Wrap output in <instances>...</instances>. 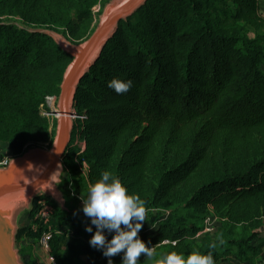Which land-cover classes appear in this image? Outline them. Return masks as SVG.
I'll use <instances>...</instances> for the list:
<instances>
[{
	"label": "trees",
	"instance_id": "1",
	"mask_svg": "<svg viewBox=\"0 0 264 264\" xmlns=\"http://www.w3.org/2000/svg\"><path fill=\"white\" fill-rule=\"evenodd\" d=\"M99 1L0 0V141L9 143L12 154L48 140L42 108L47 96H58L72 60L36 28L60 31L78 43L91 34L92 8ZM15 15L23 26L11 21ZM261 17L257 0H146L120 20L76 89L74 110L80 118L69 146L77 136L85 146L63 157L74 178L67 208L35 199L26 214L31 223L16 238L25 233L33 239L46 264L49 257L55 264H107L89 245L90 218L79 202L108 170L145 201L146 220L155 225L147 230L143 223L138 236L155 247L157 260L172 251L186 256L212 251L216 264H259L264 248V235L257 231L264 223ZM247 28L254 30L252 37ZM114 78L131 80L133 87L118 95L107 87ZM41 200L50 207L45 222L35 218ZM210 216L218 224L214 232H202ZM44 231L52 233L46 250L37 245ZM105 235L110 240L113 233ZM122 256L112 257L113 264H121ZM138 259L148 264L143 254Z\"/></svg>",
	"mask_w": 264,
	"mask_h": 264
},
{
	"label": "water",
	"instance_id": "2",
	"mask_svg": "<svg viewBox=\"0 0 264 264\" xmlns=\"http://www.w3.org/2000/svg\"><path fill=\"white\" fill-rule=\"evenodd\" d=\"M146 0H110L92 33L84 41L72 43L60 34H49L58 46L72 56L65 68L57 100V124L49 148L32 147L0 168V264H22L14 248L15 218L18 210L34 194L42 191L58 197L55 183L62 170L74 126V97L78 83L114 35L120 20L130 16ZM43 32V31H41Z\"/></svg>",
	"mask_w": 264,
	"mask_h": 264
},
{
	"label": "clouds",
	"instance_id": "3",
	"mask_svg": "<svg viewBox=\"0 0 264 264\" xmlns=\"http://www.w3.org/2000/svg\"><path fill=\"white\" fill-rule=\"evenodd\" d=\"M107 87L122 95L130 91L133 82L114 78ZM81 200L82 211L90 218V224L85 225V231L92 233L89 245L102 252L107 264H113L111 258L120 253H123L121 264H140L138 258L142 254L155 264H216L212 251L206 254L194 251L187 256L172 251L157 260L155 247H147L138 236L146 222L145 201L138 194L129 193L122 181L108 170L101 172L100 179L89 185L86 198ZM106 232L113 233L110 240ZM218 243L225 242L221 239ZM210 247L216 249L217 243Z\"/></svg>",
	"mask_w": 264,
	"mask_h": 264
},
{
	"label": "rangeland",
	"instance_id": "4",
	"mask_svg": "<svg viewBox=\"0 0 264 264\" xmlns=\"http://www.w3.org/2000/svg\"><path fill=\"white\" fill-rule=\"evenodd\" d=\"M257 1H258V6H259V16L261 17L262 15H264V0H257ZM108 2H110V0H100L99 3L94 6L96 9L93 10L94 7L92 8V12L94 15L93 30L97 26L99 19L102 16V11L104 10V6L107 5ZM9 18L11 19L12 22L16 23L17 25L23 26V23L21 22L19 16L15 15V16H11ZM36 29L39 31L48 32L49 34H52V35H54V33L60 34L63 37H65L67 40H69L66 37V35H64L60 31H56L54 29H50V28H46V27H40V28H36ZM247 34L250 37H252L254 35V30L252 28H247ZM259 34L263 37V41H264V24H263V27L260 29ZM85 39H83L82 41H84ZM69 41L74 43L71 40H69ZM82 41H80V42H82ZM262 68L264 70V64H263ZM57 100H58V98L55 100L53 105H51V103H50V106H49V103H48V105L46 103L45 106L42 108L43 114L49 120V128H50L51 134H50L48 140H46L44 142L26 144L22 148V151L17 155L12 154L11 149H10V145L8 142H1L0 141V168L4 167L5 164L7 165L12 158L21 155L23 152H25L26 150H28L32 147L49 148L51 146L54 135H55L56 124H57V116L55 114L57 111ZM74 112H75V110H74ZM76 118H80V117L75 112L74 117H72L73 123H74ZM81 119H82V117H81ZM83 142H84V139L77 136L74 139V141L72 142V146H69V148H68L69 150L67 149L68 154L72 155V153H74V151H75L74 148H76L77 145L81 146ZM73 179L74 178L72 175L67 174V170L63 164V159H62V170L59 174L58 181L55 183L56 189L58 190L57 191L58 197L52 198L51 196L46 195L42 191L36 192L34 194V196L30 200H28L26 204L22 205L20 210H18V214L16 215V218H15L16 234L18 231L23 229L26 225L31 223L30 218H28V215H26V214H29L30 211L32 210V208L34 207L33 202L35 199H38L40 197L51 199V200L55 201L60 207L66 209L67 208L66 195L69 191H71V189L69 187L71 186ZM70 198H71V196L69 195L68 204H72L69 200ZM79 203L82 204V202H79ZM162 213L168 214V212H162ZM210 220L212 221L213 226H216L218 224L215 217L210 216ZM144 225H145V228H147V230H151L155 224L151 225L146 220V222H144ZM257 231L261 232V234L264 235V223L261 227H259L257 229ZM16 234H15V240H14V248L18 252L19 261L22 264H46L44 258L41 257L39 255V253L36 251V249H35L36 244H35L34 240L30 239L28 236H26L25 233L22 234L18 238H16ZM258 242H259V240H254V243H258ZM257 260H258V263L261 264L260 263V257H258ZM81 263H82L81 260H74L71 262V264H81ZM148 264H150V260H148Z\"/></svg>",
	"mask_w": 264,
	"mask_h": 264
},
{
	"label": "built area",
	"instance_id": "5",
	"mask_svg": "<svg viewBox=\"0 0 264 264\" xmlns=\"http://www.w3.org/2000/svg\"><path fill=\"white\" fill-rule=\"evenodd\" d=\"M96 8L94 7L93 10H95ZM264 18V15H262ZM57 99L56 95H50L46 97V103L50 106L54 104L55 100ZM43 113V112H42ZM80 146V145H79ZM85 143L83 142L82 145L80 146L81 151L84 149ZM6 165V164H5ZM83 166L86 167V164L83 163ZM49 212H50V207L45 203V201L41 200L39 202V208L35 214V218H37L38 220L41 221H46L49 217ZM212 221L210 220V218H206L205 220V225H204V229L202 230V232H209L212 233L215 230V226L212 225ZM52 233L50 231H44L41 233V235L38 237L37 239V245L42 248L43 250L48 249L49 246V240L51 239ZM111 239V238H110ZM49 263L50 264H55L54 258L53 257H49ZM260 263L264 264V248L262 250L261 253V258H260Z\"/></svg>",
	"mask_w": 264,
	"mask_h": 264
},
{
	"label": "bare ground",
	"instance_id": "6",
	"mask_svg": "<svg viewBox=\"0 0 264 264\" xmlns=\"http://www.w3.org/2000/svg\"><path fill=\"white\" fill-rule=\"evenodd\" d=\"M55 114H57V112Z\"/></svg>",
	"mask_w": 264,
	"mask_h": 264
}]
</instances>
